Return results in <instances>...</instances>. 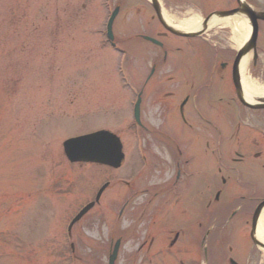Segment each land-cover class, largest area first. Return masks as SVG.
I'll return each mask as SVG.
<instances>
[{
  "label": "rangeland",
  "instance_id": "rangeland-1",
  "mask_svg": "<svg viewBox=\"0 0 264 264\" xmlns=\"http://www.w3.org/2000/svg\"><path fill=\"white\" fill-rule=\"evenodd\" d=\"M112 1L119 8L114 40L127 50L130 83L147 98L151 57L162 51L138 35L161 26L141 0ZM109 13L106 0H0V264H72L67 223L106 179L112 184L100 204L73 228L76 264H107L114 235L125 240L117 264H131L132 205L118 219L129 197L119 177L130 178L138 162L130 110L136 98L102 34ZM161 79L167 89L184 84L180 76ZM103 129L122 137L125 171L67 160L65 140ZM257 192L264 195L261 182ZM260 261L256 253L251 264Z\"/></svg>",
  "mask_w": 264,
  "mask_h": 264
},
{
  "label": "flooded vegetation",
  "instance_id": "flooded-vegetation-1",
  "mask_svg": "<svg viewBox=\"0 0 264 264\" xmlns=\"http://www.w3.org/2000/svg\"><path fill=\"white\" fill-rule=\"evenodd\" d=\"M161 1L175 24L193 16L202 20L197 37L178 36L162 24V30L150 31L164 45L157 46L161 54H152V84L140 103L139 128L147 133L139 138L147 164L142 166L137 156L132 184L126 183L132 191L125 197L131 193L135 241L129 260L242 264L251 252L250 222L264 200L257 192L264 184V110L239 101L237 83L243 73L253 78L263 66L252 54L239 56L244 42L237 43L231 21H246L249 40L248 12L264 11V0ZM213 21L217 24L210 27ZM263 29L260 21L258 42ZM165 76H180L184 84L167 89ZM156 121L159 131L150 136ZM130 204L128 199L122 216ZM119 240L125 244L124 237Z\"/></svg>",
  "mask_w": 264,
  "mask_h": 264
},
{
  "label": "water",
  "instance_id": "water-1",
  "mask_svg": "<svg viewBox=\"0 0 264 264\" xmlns=\"http://www.w3.org/2000/svg\"><path fill=\"white\" fill-rule=\"evenodd\" d=\"M255 40L256 34L254 36V43ZM108 135L109 134L106 133H99L93 136H86L68 141L65 146L70 159L73 161L95 160L96 162L105 160L112 164H114L115 161L117 163L120 162L121 158H123V155L121 153V146L116 144L112 139H108ZM92 206L93 205L87 207L82 215L85 214V212L88 211ZM263 206L264 204L258 209L256 218L258 217ZM80 218L81 216L79 217V219Z\"/></svg>",
  "mask_w": 264,
  "mask_h": 264
},
{
  "label": "bare ground",
  "instance_id": "bare-ground-1",
  "mask_svg": "<svg viewBox=\"0 0 264 264\" xmlns=\"http://www.w3.org/2000/svg\"><path fill=\"white\" fill-rule=\"evenodd\" d=\"M165 17L171 25L183 31L198 30L201 27L200 20L196 17L189 18L177 24L173 23L171 18L167 16ZM231 23L236 28L235 30L237 31V37H236L237 43L240 44L244 42L248 38V32L246 30L247 28L246 21L243 18H235L231 21ZM216 24L217 22L213 21L210 24V27H213ZM248 57L243 59L242 62L243 69H245V65L248 62ZM242 83L244 87L245 98L249 102H264V86H262L258 81H254L250 79L244 73L242 74ZM257 238L260 242L264 243V212L262 213V216L258 222Z\"/></svg>",
  "mask_w": 264,
  "mask_h": 264
}]
</instances>
